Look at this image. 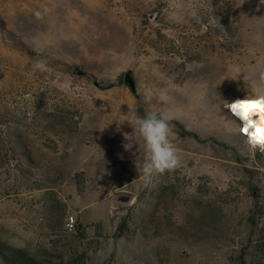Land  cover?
<instances>
[{
  "label": "rangeland",
  "instance_id": "obj_1",
  "mask_svg": "<svg viewBox=\"0 0 264 264\" xmlns=\"http://www.w3.org/2000/svg\"><path fill=\"white\" fill-rule=\"evenodd\" d=\"M260 69V0H0V242L53 264H264V153L221 101ZM163 107L183 167L146 186L128 121Z\"/></svg>",
  "mask_w": 264,
  "mask_h": 264
},
{
  "label": "clouds",
  "instance_id": "obj_2",
  "mask_svg": "<svg viewBox=\"0 0 264 264\" xmlns=\"http://www.w3.org/2000/svg\"><path fill=\"white\" fill-rule=\"evenodd\" d=\"M260 2L264 4V0ZM34 14L38 19L41 18L39 11ZM46 70L45 59L34 61L33 72ZM252 87L254 94L247 95L244 99H236L230 103L219 99L223 107L240 121L236 132L244 137L249 151L253 154L256 151L264 153V69L255 73ZM151 100V94H146L145 102L150 103ZM159 100L164 105L171 103V97L166 91L160 93ZM174 118V112L169 107H163L159 111H149L143 117L137 116L128 121L133 129L132 134L138 133L143 140V162L140 172L143 174L146 186L151 183L153 177L172 173L183 167L180 149L172 137L171 121ZM127 137L129 136L126 135Z\"/></svg>",
  "mask_w": 264,
  "mask_h": 264
},
{
  "label": "trees",
  "instance_id": "obj_3",
  "mask_svg": "<svg viewBox=\"0 0 264 264\" xmlns=\"http://www.w3.org/2000/svg\"><path fill=\"white\" fill-rule=\"evenodd\" d=\"M0 257L5 264H53L40 259L26 249L9 246L3 242H0ZM62 264H85V259L80 255Z\"/></svg>",
  "mask_w": 264,
  "mask_h": 264
},
{
  "label": "water",
  "instance_id": "obj_4",
  "mask_svg": "<svg viewBox=\"0 0 264 264\" xmlns=\"http://www.w3.org/2000/svg\"><path fill=\"white\" fill-rule=\"evenodd\" d=\"M125 82H126L127 84H129V86H130L133 90H135V83H134L132 77H131L129 74L126 76ZM131 199H132V198H131L130 196L121 195V196H118V197L116 198V202H117V203H120V204H129V203L131 202Z\"/></svg>",
  "mask_w": 264,
  "mask_h": 264
},
{
  "label": "built area",
  "instance_id": "obj_5",
  "mask_svg": "<svg viewBox=\"0 0 264 264\" xmlns=\"http://www.w3.org/2000/svg\"><path fill=\"white\" fill-rule=\"evenodd\" d=\"M228 112L230 113V111L228 110ZM231 115V113H230ZM232 116V115H231ZM233 117V116H232ZM235 118V117H233ZM236 120H238L237 118H235ZM238 122L240 123V121L238 120ZM243 137V136H242ZM244 138V137H243ZM67 226L70 228V229H73L76 227V220H75V217L74 216H70L69 218H67Z\"/></svg>",
  "mask_w": 264,
  "mask_h": 264
},
{
  "label": "bare ground",
  "instance_id": "obj_6",
  "mask_svg": "<svg viewBox=\"0 0 264 264\" xmlns=\"http://www.w3.org/2000/svg\"><path fill=\"white\" fill-rule=\"evenodd\" d=\"M236 99H242V98H236ZM236 99H234V100H236ZM234 100H232V101H234ZM232 101H231V102H232Z\"/></svg>",
  "mask_w": 264,
  "mask_h": 264
}]
</instances>
